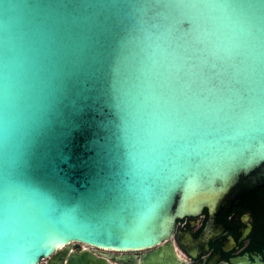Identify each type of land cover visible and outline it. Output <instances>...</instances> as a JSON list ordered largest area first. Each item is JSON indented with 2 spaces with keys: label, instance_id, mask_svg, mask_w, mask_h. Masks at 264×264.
<instances>
[{
  "label": "water",
  "instance_id": "1",
  "mask_svg": "<svg viewBox=\"0 0 264 264\" xmlns=\"http://www.w3.org/2000/svg\"><path fill=\"white\" fill-rule=\"evenodd\" d=\"M263 184L264 0H0V264H181Z\"/></svg>",
  "mask_w": 264,
  "mask_h": 264
},
{
  "label": "flooded vegetation",
  "instance_id": "2",
  "mask_svg": "<svg viewBox=\"0 0 264 264\" xmlns=\"http://www.w3.org/2000/svg\"><path fill=\"white\" fill-rule=\"evenodd\" d=\"M252 212L256 229L240 249L228 251L225 259L219 261L217 264H230L248 250L264 252V184L252 192V201L243 205L233 206L232 212L224 213L226 222L232 225V227L213 240L211 249L200 250L193 254L181 242L180 234L176 230H174L173 235L165 244L170 243L172 245V249L181 264H210L212 256L222 249L228 238L234 234L240 239L242 238L245 228V215ZM79 247V245H74L72 249L76 250ZM150 250L152 249L129 251L126 254H133L135 256L134 259L139 264L142 255Z\"/></svg>",
  "mask_w": 264,
  "mask_h": 264
},
{
  "label": "rangeland",
  "instance_id": "3",
  "mask_svg": "<svg viewBox=\"0 0 264 264\" xmlns=\"http://www.w3.org/2000/svg\"><path fill=\"white\" fill-rule=\"evenodd\" d=\"M74 245H81V244H78V243H76V244H74ZM81 247H84V246H81ZM87 248H89V246H86ZM103 251H105V250H103Z\"/></svg>",
  "mask_w": 264,
  "mask_h": 264
},
{
  "label": "bare ground",
  "instance_id": "4",
  "mask_svg": "<svg viewBox=\"0 0 264 264\" xmlns=\"http://www.w3.org/2000/svg\"><path fill=\"white\" fill-rule=\"evenodd\" d=\"M84 246V245H83ZM85 247V246H84Z\"/></svg>",
  "mask_w": 264,
  "mask_h": 264
}]
</instances>
